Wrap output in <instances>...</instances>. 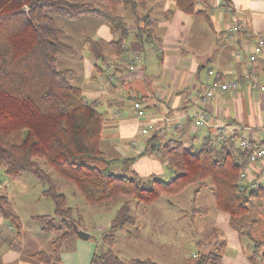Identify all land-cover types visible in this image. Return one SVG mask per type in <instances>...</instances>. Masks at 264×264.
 <instances>
[{"label":"trees","instance_id":"1","mask_svg":"<svg viewBox=\"0 0 264 264\" xmlns=\"http://www.w3.org/2000/svg\"><path fill=\"white\" fill-rule=\"evenodd\" d=\"M173 1L183 13L202 16L211 24L205 9L208 0ZM198 1L204 2L203 8L196 6ZM120 6L135 14L138 3L136 0H0V169L8 177L32 172L48 184L43 191L55 206L53 214L33 217L44 233L54 235L48 250L34 251L29 257L45 264H63V245L78 238L80 228L64 194L40 167L38 159H44L87 203L122 201L109 227L102 232V240L107 244L114 241L118 230L135 225L130 201L150 203L164 194H178L195 183L196 192L209 187L217 210L226 214L229 226L245 241L242 248L248 264H264V231L255 229L264 220V210L257 213L258 209L253 207L257 200H264V181L259 180L258 187L252 188L240 177L252 147L244 148L235 142L225 145L215 136L207 137L196 147L170 138L149 147L159 151L172 170L170 179L139 176L131 168L134 158L120 159L121 173L111 172L116 159H107L100 147L103 112L71 83L72 70L58 66L61 52L72 55L75 50L61 40L57 19L89 16L107 24L115 35L108 44L117 54L126 53L123 45L130 35L141 44L158 43L148 14L138 17L136 28L130 31L126 19L118 12ZM86 42L95 58L104 61L107 56L104 45L91 37ZM205 210L200 207L194 212ZM0 214L16 230L21 228V220L5 195H0ZM225 246L226 241L221 240L215 250L197 253L194 264H223ZM89 264L160 263L149 257L123 260L108 249L95 250Z\"/></svg>","mask_w":264,"mask_h":264},{"label":"crops","instance_id":"2","mask_svg":"<svg viewBox=\"0 0 264 264\" xmlns=\"http://www.w3.org/2000/svg\"><path fill=\"white\" fill-rule=\"evenodd\" d=\"M215 2L229 4L243 21V30L224 38L231 14L221 9L207 10ZM208 6L205 9L211 24L202 16L183 13L173 0H139L136 15L125 9L129 11L124 16L129 30L134 31L138 17L148 14L158 43L141 44L130 35L123 45L125 57L108 44L115 37L108 25L95 18L93 34L81 36L76 47L72 44L75 52L69 54L74 62L68 66L72 70L70 81L103 112L100 147L107 159H116L113 164L121 165L122 158H134L131 168L139 176L163 178L164 168L170 173L172 170L160 152L149 147L170 138H177L186 146H199L207 137L214 139V124L219 120L239 125L241 136L252 145L264 141V89L243 81L236 93L227 91L207 101L199 95L216 78L242 77L251 72L257 85L264 84L263 59L249 60V47L257 36L264 37V0H208ZM87 37L104 45V61L98 62L89 50ZM136 53L141 59L130 69L129 59ZM135 101L141 103L142 116L133 108ZM199 110L208 115V122L202 127L193 122ZM144 128L148 130L146 134L142 133ZM256 175L257 180H264V159L247 169L248 178ZM1 191L0 187V195H5ZM22 228L16 230L0 214V264H45L25 258L34 251L45 250L38 241L43 231L40 228V233L29 236L21 232ZM1 229L4 237L10 232V240H3ZM234 233L225 240L223 264H248L243 241ZM15 239L21 243L15 244ZM77 240H70V253L66 242L63 245V264H89L92 253L82 250L84 245Z\"/></svg>","mask_w":264,"mask_h":264},{"label":"rangeland","instance_id":"3","mask_svg":"<svg viewBox=\"0 0 264 264\" xmlns=\"http://www.w3.org/2000/svg\"><path fill=\"white\" fill-rule=\"evenodd\" d=\"M136 1L139 3V0ZM125 9L128 8L120 6L119 14L125 16L129 13ZM93 21H95L94 18L89 16H82L77 20L57 19L61 30V40L76 47L81 36L93 34ZM73 64L69 54L64 52L59 54L58 66L60 68H68ZM38 163L50 174L51 181L57 190L64 194L67 205L72 208V216L78 222L79 229L88 233V239H76L82 241L84 245L82 250L86 249L89 253L93 254L95 250L101 252L110 249L123 260L149 257L160 264H194L197 253L215 250L221 240L235 236L227 222L226 214L217 210L209 187L206 185L207 187H202L196 192L197 184L193 183L187 185L178 194H164L150 203L130 201L131 213L136 220L135 225L118 230L114 241L107 244L102 240V232L109 227L122 201L102 205L89 204L74 186L56 175L44 159H38ZM120 167V164H112L111 172L121 173ZM164 169L163 179L168 180L173 173H170L167 168ZM256 178L259 179L257 175L254 179ZM261 178L264 179V175ZM0 187L2 188L1 193L7 195L12 207L19 214L23 226L21 232L29 236H35L37 231L40 233V224L33 217L53 214L55 209L53 199L43 191L47 189L48 184H44L32 172H25L18 177H8L0 169ZM262 202L264 200H257L253 205L255 209H258L257 213L264 210ZM200 207H205L206 210L194 212L195 208ZM260 222L255 229L258 227V230L264 231V220ZM41 233L38 241L43 246L42 248L48 250L54 234ZM4 236L1 229L3 240L7 238L10 240V232L9 234L6 232L7 237ZM19 243L21 241L15 239V244ZM243 243L246 244L245 241ZM71 244L72 241L65 244L67 253L71 252ZM25 258L31 259L28 256ZM30 261L37 263L32 259Z\"/></svg>","mask_w":264,"mask_h":264},{"label":"built area","instance_id":"4","mask_svg":"<svg viewBox=\"0 0 264 264\" xmlns=\"http://www.w3.org/2000/svg\"><path fill=\"white\" fill-rule=\"evenodd\" d=\"M204 2L198 1L196 6L199 7L203 5ZM216 9H221L230 15V23L226 26L224 31V38L229 39L233 36V34L243 30V21L236 15V13L231 9L229 4H222L220 2H215L208 6L207 10L213 11ZM250 48L249 60L255 61L257 58H262L264 61V37L259 35L255 38ZM141 59L140 54H133L129 59L128 65L130 69H134L136 67V63ZM254 73L251 72L242 77H230L229 79H214L211 81L208 86L203 90L200 95L202 100H211L215 96L225 93L231 92L236 93L240 83L243 81H250L252 86H258L260 89H264L263 85H257V83L253 79ZM133 108L136 110L137 114L142 116L144 114V110L139 101H135L133 103ZM193 122L195 126L202 127L208 122V115L204 110H199L194 114ZM215 131L214 136L216 140L222 144L228 145L232 142L238 143L241 147L248 148L252 147L250 154L246 160L243 171L240 174L241 181L244 183H248L252 188L258 187L259 180L254 178H248L247 169L252 164L256 163L259 160L264 159V141L252 145L251 142L247 140V138L241 136V127L232 121L227 120H219L215 122ZM148 130L146 128L142 129V133L146 134Z\"/></svg>","mask_w":264,"mask_h":264},{"label":"water","instance_id":"5","mask_svg":"<svg viewBox=\"0 0 264 264\" xmlns=\"http://www.w3.org/2000/svg\"><path fill=\"white\" fill-rule=\"evenodd\" d=\"M27 12V11H26ZM108 161V160H107ZM77 235L79 238L81 239H88V233L81 230V229H77Z\"/></svg>","mask_w":264,"mask_h":264}]
</instances>
